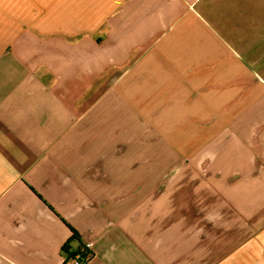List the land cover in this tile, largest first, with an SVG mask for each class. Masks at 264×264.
<instances>
[{"label": "crops", "instance_id": "crops-1", "mask_svg": "<svg viewBox=\"0 0 264 264\" xmlns=\"http://www.w3.org/2000/svg\"><path fill=\"white\" fill-rule=\"evenodd\" d=\"M79 244L264 264V0H0V264Z\"/></svg>", "mask_w": 264, "mask_h": 264}, {"label": "built area", "instance_id": "built-area-1", "mask_svg": "<svg viewBox=\"0 0 264 264\" xmlns=\"http://www.w3.org/2000/svg\"><path fill=\"white\" fill-rule=\"evenodd\" d=\"M86 251H84L83 254H81V251H74L72 257L67 258V262L65 264H86L93 256L92 251L87 247ZM71 251V250H70Z\"/></svg>", "mask_w": 264, "mask_h": 264}, {"label": "trees", "instance_id": "trees-1", "mask_svg": "<svg viewBox=\"0 0 264 264\" xmlns=\"http://www.w3.org/2000/svg\"><path fill=\"white\" fill-rule=\"evenodd\" d=\"M73 237L76 238V235L73 234ZM63 250H64V252L66 253L67 257H72L73 254L75 253L74 251H70L69 248H68L67 246H64ZM78 250H80V251H81V254H83L84 251H86V247L83 246L82 244H79Z\"/></svg>", "mask_w": 264, "mask_h": 264}, {"label": "rangeland", "instance_id": "rangeland-1", "mask_svg": "<svg viewBox=\"0 0 264 264\" xmlns=\"http://www.w3.org/2000/svg\"><path fill=\"white\" fill-rule=\"evenodd\" d=\"M180 158V157H179ZM180 160H181V158H180Z\"/></svg>", "mask_w": 264, "mask_h": 264}]
</instances>
